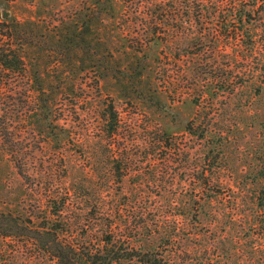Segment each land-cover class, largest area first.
<instances>
[{"label":"trees","instance_id":"obj_1","mask_svg":"<svg viewBox=\"0 0 264 264\" xmlns=\"http://www.w3.org/2000/svg\"><path fill=\"white\" fill-rule=\"evenodd\" d=\"M35 1L39 6L53 2ZM66 9L65 16L52 21L44 37L40 35L39 22L0 21L1 85L8 87L5 74L28 75L33 93L32 102L27 97L33 132H44L48 141L60 145L76 141L65 127H51L53 109L58 101L67 109L73 108L74 102L86 100L91 87L85 88L82 80H92L99 89L101 81L111 79L121 97L143 103L155 99L154 107L160 104L161 91L186 94L190 104L200 110L185 124V133L196 141L231 139L214 115L215 86L227 84L229 73L223 71L219 77H210L205 67L212 68L210 62L221 44L237 45L240 63L252 57L257 43L255 30L262 26L264 31V0H85L78 5L69 3ZM115 30L120 40L112 35ZM118 42L121 53L116 50ZM32 46L42 53L36 51L38 56L55 58L52 67L40 65L37 56L36 61L28 56ZM180 47L182 54L176 52ZM193 47L198 51L189 53L187 50ZM160 61H165L163 67H176L179 83L162 67L159 72L156 70ZM178 62L183 64L177 65ZM48 68L56 71L55 78H43L42 71ZM158 74L161 78L155 79ZM237 74L250 75L255 82L259 78L244 65ZM256 86L259 92L262 82ZM103 121L99 140L105 142L107 156L113 158L116 172L113 171L111 181L120 184L124 178L120 162L127 156L125 153L123 159L114 158L112 141L118 139L121 131L113 104L105 107ZM163 134L171 136L166 129ZM206 148L185 177L197 195H190L184 205L158 209L140 206L143 198L134 197L118 210L121 199L114 194L106 199L102 195L105 189L97 184L91 191L90 210L76 213L72 199H86L65 187L42 217L33 210L21 215L0 213V236L11 239L16 255L26 250L24 261L30 264H264V160L255 173L243 177L246 183L233 193L222 185L215 172L222 163V143ZM169 178L166 168L159 175L141 177L159 187L168 184ZM138 180L139 176L135 186L141 184ZM223 201L230 204L225 206ZM113 214L117 215L115 221ZM203 220L212 226V232L219 224L224 232L213 233V238L205 242L207 252L201 256L183 251L175 243L192 238V230ZM174 244L173 255H164L158 249L159 245Z\"/></svg>","mask_w":264,"mask_h":264},{"label":"rangeland","instance_id":"obj_2","mask_svg":"<svg viewBox=\"0 0 264 264\" xmlns=\"http://www.w3.org/2000/svg\"><path fill=\"white\" fill-rule=\"evenodd\" d=\"M31 1L33 0H0V21L8 19L39 22L42 25L40 35L44 37L48 34V29H51L52 21L57 22L65 16L69 3L78 5L85 0H53L41 6L35 0L34 3ZM253 19L258 20L257 17ZM179 21L185 22L183 18H179ZM255 31L256 48L248 61L240 63L239 47L228 43L219 46L212 57L213 62H210L212 68L205 67L206 71L209 70L210 77H219L223 75V71H227L230 76L229 82L218 83L214 92L217 97L214 101V115L220 120L225 133L230 135L229 141H196L185 133V124L200 110L190 104V98L186 94L161 91L160 104L154 107L157 103L155 99L154 102L149 100L144 104L140 100L121 97L114 81L107 79L100 82L99 89L95 88L92 80H82L85 88H91L86 100L74 102L75 108L64 109L58 101L49 124L53 129L65 127L76 139L60 145L48 141L44 132L39 134L32 131L28 106L29 101H33V93L30 91L28 75L5 74L4 80L9 78L8 87L1 85L0 81V213L21 215L33 210L42 217L47 212V207L57 201L54 197L65 187L76 190L78 195L86 199V202L79 197L72 199V209L76 213L82 209L89 211L93 199L91 191L97 184L105 189L102 195L106 199H110L112 194L121 199L118 210L123 209L127 201H133L134 197L143 198L140 206L149 205L158 209L184 205L190 195H197L185 180L192 165L201 159L206 147L221 143L219 158H222V163L215 168V172L220 176L222 185L237 193L239 186L246 183L243 177L255 173L256 167L264 160V31L262 26ZM115 33L119 32L115 30L112 35L120 40L119 34ZM117 45L116 50L121 53L123 50L119 42ZM32 47L28 49V56L33 61L39 58L40 65L52 67L55 58L38 56L37 52H41L35 46ZM187 51L195 53L198 48H189ZM176 52L182 54L184 50L180 47ZM120 57L124 59L123 56ZM164 62L156 64V70L159 72L163 68L173 81L179 83L176 67H163ZM181 64L183 62H178L177 65ZM241 65L251 67L259 75L256 82L251 80L250 75L243 77L237 74ZM159 66L162 68L159 69ZM41 75L47 79L55 78L57 74L53 68H48ZM158 78H161L160 74L155 76V79ZM260 81L262 88L258 92L256 85ZM108 103L113 104L118 112L122 134L116 141H112L114 158L123 159L125 153L127 156L125 161L120 162L123 168L120 174L124 177L120 184L111 181L113 171L116 172L113 158L107 156L105 142L99 140L101 130L104 129L103 112ZM165 129L171 133L168 138L163 134ZM165 168L166 174L170 176L168 184L159 187L141 179H146L150 174L159 175L165 172ZM20 173L26 175V178ZM138 176L141 184L135 186ZM81 186L85 188H79ZM108 190L112 193L107 192ZM137 191L144 193L135 196ZM223 203L225 206L230 204L226 201ZM113 218L115 221L117 215L113 214ZM204 222L205 220L192 230L195 233L192 238L175 244L187 253L201 256L207 252L205 242L213 238V233H223L224 230L222 224H219L212 232V226L209 227ZM175 244L174 247L159 245L158 249L164 255H173ZM208 247L210 250L209 245ZM13 249L11 239L0 236V264H30L24 261L26 250L22 249L16 255ZM124 264L139 263L132 261Z\"/></svg>","mask_w":264,"mask_h":264},{"label":"water","instance_id":"obj_3","mask_svg":"<svg viewBox=\"0 0 264 264\" xmlns=\"http://www.w3.org/2000/svg\"><path fill=\"white\" fill-rule=\"evenodd\" d=\"M6 15H7V13L5 12V13H4V16H6Z\"/></svg>","mask_w":264,"mask_h":264}]
</instances>
